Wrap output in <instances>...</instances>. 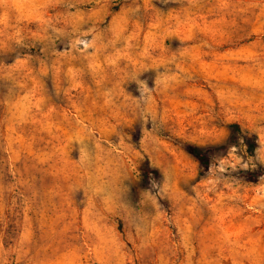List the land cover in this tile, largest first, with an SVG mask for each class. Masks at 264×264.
Wrapping results in <instances>:
<instances>
[{
    "label": "rangeland",
    "instance_id": "rangeland-1",
    "mask_svg": "<svg viewBox=\"0 0 264 264\" xmlns=\"http://www.w3.org/2000/svg\"><path fill=\"white\" fill-rule=\"evenodd\" d=\"M258 164L264 0H0V264H264Z\"/></svg>",
    "mask_w": 264,
    "mask_h": 264
},
{
    "label": "trees",
    "instance_id": "trees-1",
    "mask_svg": "<svg viewBox=\"0 0 264 264\" xmlns=\"http://www.w3.org/2000/svg\"><path fill=\"white\" fill-rule=\"evenodd\" d=\"M231 132H241V128L238 124H231L229 126ZM244 143L246 146V152L249 156L256 158V150L258 148L257 137L255 135H249L244 137ZM188 152L199 162L200 171L199 174H202L203 169H208L209 162L211 159V152L210 147H198V146H191L188 149ZM246 178L252 182H256L259 177H261L264 172L262 166L260 164L257 165V169L250 170L248 169L245 173Z\"/></svg>",
    "mask_w": 264,
    "mask_h": 264
}]
</instances>
